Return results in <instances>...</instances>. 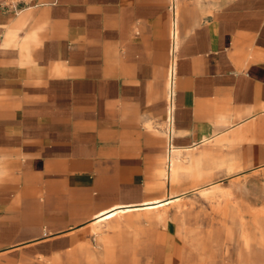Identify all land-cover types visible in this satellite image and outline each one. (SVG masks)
<instances>
[{
    "label": "crops",
    "instance_id": "1",
    "mask_svg": "<svg viewBox=\"0 0 264 264\" xmlns=\"http://www.w3.org/2000/svg\"><path fill=\"white\" fill-rule=\"evenodd\" d=\"M0 166V264L76 254L115 210L233 200L264 167V0H0Z\"/></svg>",
    "mask_w": 264,
    "mask_h": 264
},
{
    "label": "rangeland",
    "instance_id": "2",
    "mask_svg": "<svg viewBox=\"0 0 264 264\" xmlns=\"http://www.w3.org/2000/svg\"><path fill=\"white\" fill-rule=\"evenodd\" d=\"M240 175L255 190L234 195L233 200L210 202L196 196L163 210L117 216L98 236L79 244L76 254L72 249L24 251L6 264H162L165 230L151 222L158 212L166 214L174 231L167 264H264V167ZM101 235L113 241L107 258L101 257ZM88 248L99 257L88 260L82 251Z\"/></svg>",
    "mask_w": 264,
    "mask_h": 264
},
{
    "label": "bare ground",
    "instance_id": "3",
    "mask_svg": "<svg viewBox=\"0 0 264 264\" xmlns=\"http://www.w3.org/2000/svg\"><path fill=\"white\" fill-rule=\"evenodd\" d=\"M42 1V0H41ZM58 1V0H57ZM86 2V1H85ZM50 4V3H49ZM104 9V8H103ZM141 9V8H140ZM148 11V10H147ZM146 12V11H145ZM29 13V12H28ZM139 14V13H138ZM146 14H148V13H146ZM27 15V14H26ZM51 18V17H50ZM174 23V22H173ZM135 24H137V23H135ZM4 25V24H3ZM57 25V24H56ZM120 27V26H119ZM51 28V27H50ZM87 28V27H86ZM90 30V29H89ZM97 30V29H96ZM92 31V30H91ZM102 31V30H101ZM85 32H87V31H85ZM137 33V32H136ZM175 33V32H174ZM95 34V33H94ZM101 34V33H100ZM88 35H89V32H88ZM93 35V34H92ZM98 35V34H97ZM102 36V35H101ZM97 37V36H96ZM98 37H100V36H98ZM80 39V38H79ZM33 40V39H32ZM36 40V39H35ZM87 42V41H86ZM102 43V42H101ZM107 44H108V41H107ZM93 48V47H92ZM99 48V47H98ZM111 48V47H110ZM102 50V49H101ZM102 52V51H101ZM97 53V52H96ZM106 60V59H105ZM22 67V66H21ZM14 69V68H13ZM17 69V68H16ZM11 70H12V67H11ZM10 70V71H11ZM12 71H14V70H12ZM5 98V97H4ZM31 126V125H30ZM35 126V125H34ZM33 126V127H34ZM23 129V128H22ZM82 147V146H81ZM87 149H88V147H87ZM81 150V149H80ZM98 155V154H97ZM91 157V156H90ZM99 157V156H98ZM82 159V158H81ZM159 159V158H158ZM87 160V159H86ZM78 161H79V159H78ZM91 161V160H90ZM184 161V160H183ZM81 162V161H80ZM84 162V161H83ZM92 162H93V160H92ZM167 162V161H166ZM2 165V164H1ZM81 165V164H80ZM189 166V165H188ZM191 166V165H190ZM1 167V166H0ZM4 167V166H3ZM169 167V166H168ZM242 168V165H241V162H240V160L239 159H235L234 157H233V169H237V170H240ZM78 169V168H77ZM99 169V168H98ZM191 169V168H190ZM2 170H3V168H2ZM161 171V170H160ZM184 171V170H183ZM189 171V170H188ZM4 171H2V173H3ZM162 172V171H161ZM169 172H170V170H169ZM172 172V171H171ZM163 173V172H162ZM178 173H180V172H178ZM182 173V172H181ZM2 175V174H1ZM189 176V175H188ZM191 176V175H190ZM168 177H169V175H168ZM176 177V176H175ZM180 178V177H179ZM171 180V179H170ZM184 181V180H183ZM176 182V181H175ZM180 182H181V180H180ZM94 183V182H93ZM159 183V182H158ZM160 185L162 184V183H159ZM164 185V184H163ZM252 187H254V186H250V184H248V182L247 181H245V180H243V181H241L240 180V178L238 177V178H235V179H233V196L235 195V193L236 192H240L241 194H245V193H247L248 191H250V188H252ZM259 188H260V186H258ZM255 190V189H254ZM257 191H259V189L257 190ZM263 192V191H262ZM185 193V192H184ZM95 194V193H94ZM259 194V193H258ZM180 196V195H179ZM222 196L223 197H226V198H230V193L227 191V189H224V188H222V187H220L219 185H212V186H210V187H207V188H205V189H203V190H201L200 191V193H199V197L202 199V200H205V201H210V202H212V201H217V202H219V200H222ZM264 196V195H263ZM94 197V196H93ZM164 197V196H163ZM177 197H178V195H177ZM176 197V198H177ZM182 197V196H181ZM83 198V197H82ZM85 198V197H84ZM167 198V197H166ZM165 198V199H166ZM175 198V197H174ZM94 199V198H93ZM93 201V200H92ZM81 202V201H80ZM79 202V203H80ZM84 202H86V201H84ZM160 202V201H159ZM33 203V202H32ZM87 203V202H86ZM163 205V204H162ZM124 206V205H123ZM262 206V205H261ZM130 208V207H129ZM262 208V207H261ZM120 210V209H119ZM116 211V210H115ZM112 212V213H110V214H108L107 215V217H108V219H110V218H113V217H116V216H122L123 214H124V212H125V210H122V211H120V212ZM177 211H178V209H177ZM107 214V213H106ZM101 215V214H100ZM98 216V215H97ZM165 217H166V214L164 213V212H158L157 213V220H158V224H164L163 223V220L165 219ZM96 219V218H95ZM100 219V218H99ZM94 221V220H93ZM105 221H107L106 219H105ZM101 222V221H100ZM101 228V225L100 226H98V227H96L95 228V230H99ZM101 237V240L104 242V245H105V247H104V251L102 252V258H107L108 256H109V253H108V247H109V239L106 237V236H103V235H101L100 236ZM243 241V240H242ZM245 243V242H244ZM83 252H84V254H85V256H86V258L88 259V260H91V261H93V260H95L96 258H98L99 256L98 255H96L92 250H90L89 248L88 249H83ZM215 253V252H214ZM156 256V255H155ZM179 257H180V255H179ZM175 259V258H174ZM161 263V262H160ZM163 264V263H162ZM209 264V263H208Z\"/></svg>",
    "mask_w": 264,
    "mask_h": 264
},
{
    "label": "built area",
    "instance_id": "4",
    "mask_svg": "<svg viewBox=\"0 0 264 264\" xmlns=\"http://www.w3.org/2000/svg\"><path fill=\"white\" fill-rule=\"evenodd\" d=\"M2 3L5 5V6H9V7H13V8H16L17 5L21 2H32L34 0H1ZM173 67H174V62H172L171 64V72L173 70Z\"/></svg>",
    "mask_w": 264,
    "mask_h": 264
}]
</instances>
